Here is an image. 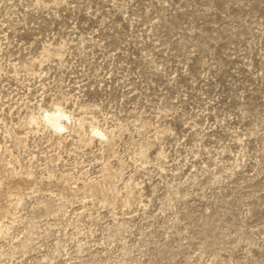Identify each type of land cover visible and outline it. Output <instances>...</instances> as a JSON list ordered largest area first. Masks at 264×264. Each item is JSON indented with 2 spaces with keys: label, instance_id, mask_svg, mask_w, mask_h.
<instances>
[{
  "label": "rangeland",
  "instance_id": "1",
  "mask_svg": "<svg viewBox=\"0 0 264 264\" xmlns=\"http://www.w3.org/2000/svg\"><path fill=\"white\" fill-rule=\"evenodd\" d=\"M0 264H264V0H0Z\"/></svg>",
  "mask_w": 264,
  "mask_h": 264
},
{
  "label": "bare ground",
  "instance_id": "2",
  "mask_svg": "<svg viewBox=\"0 0 264 264\" xmlns=\"http://www.w3.org/2000/svg\"><path fill=\"white\" fill-rule=\"evenodd\" d=\"M62 113L60 112V114H59V112H56V113H53V114H47V115H45L46 116V121H48L53 127H54V130H63L64 129V127L62 126V124H61V118H63L62 117V115H61ZM64 119V118H63ZM67 119V118H66ZM65 120V119H64ZM59 123V125L58 124H56V123ZM56 124V125H55ZM50 125V126H51ZM56 128V129H55ZM58 133H59V131H57ZM102 136V135H101Z\"/></svg>",
  "mask_w": 264,
  "mask_h": 264
}]
</instances>
